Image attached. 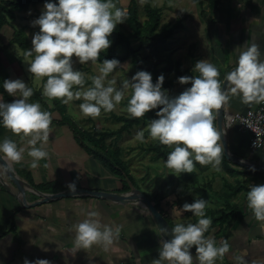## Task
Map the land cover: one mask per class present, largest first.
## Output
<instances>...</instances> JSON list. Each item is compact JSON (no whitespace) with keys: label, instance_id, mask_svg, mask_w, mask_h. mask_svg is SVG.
Segmentation results:
<instances>
[{"label":"clouds","instance_id":"obj_1","mask_svg":"<svg viewBox=\"0 0 264 264\" xmlns=\"http://www.w3.org/2000/svg\"><path fill=\"white\" fill-rule=\"evenodd\" d=\"M126 10L118 7L114 0H45L41 14L31 21L39 31L32 36V47L26 55L33 57L27 65V72L37 80L46 78L42 95L48 101L60 100L67 105L73 100L82 101L79 112L83 117L97 118L101 112L110 113L129 96L123 109L132 119H140L150 111L157 118L148 125V138L170 149L164 161L171 174L192 173L196 163L211 165L217 171L224 156L221 142L222 132L214 125L218 112L226 103V91L239 94L243 102L264 101V53L251 36L252 43L239 51L236 67L227 73L224 88L218 79L219 69L206 59L197 61L192 69L196 76H180V85H191L179 95L170 96L163 88V74L153 82L148 71H137L130 79L123 80L119 87L115 79L108 80L109 74L120 65V61L104 59L98 68V75L89 79L86 74L76 70L75 64H96L102 52L111 44V35L117 25L125 23ZM4 92L14 97L5 102L0 95V126L7 129L26 146H18L10 138L0 141V176L10 171L12 165L27 156L31 158L30 167L37 168L49 153L44 144L49 140L52 114L42 110L40 103L29 102L34 95L33 89L20 78L5 79ZM130 92V95H129ZM145 141L143 131L137 135ZM39 145V146H37ZM6 165V166H5ZM254 170V169H253ZM70 192H76V184L67 185ZM207 200L194 197L192 203H184L183 212H190L197 218L196 223H178L170 229V240L160 239L158 258L153 264H193L192 249L198 264H216L223 258L230 245L224 240L217 242L205 237L212 225L206 215ZM245 209L264 229V184H252L245 195ZM91 212L79 223L73 225L75 250H87L93 245H102L105 250L120 235L119 226L102 224ZM24 225V230H29ZM168 229H162V237ZM238 264H245L243 257H236ZM23 264H50L47 259L30 261Z\"/></svg>","mask_w":264,"mask_h":264},{"label":"crops","instance_id":"obj_2","mask_svg":"<svg viewBox=\"0 0 264 264\" xmlns=\"http://www.w3.org/2000/svg\"><path fill=\"white\" fill-rule=\"evenodd\" d=\"M208 4V11L203 14L210 40L207 55L210 63L219 71H226L227 74L236 67L239 51L252 43L251 36L256 37L255 42L264 53V0H218L213 8L210 1ZM12 76L14 79L22 76L20 79L30 83L31 77L27 75ZM226 95L227 112H245L264 107V101L243 102L241 96L233 94L230 88ZM42 110H45L43 106ZM52 117L58 119L60 115L54 112ZM5 138L15 140L18 146H26V141H20L1 126L0 141ZM227 140L233 153L264 165V148L251 151L249 131L232 125L227 128ZM44 148L49 155L39 162L37 168L30 167L31 158L27 156V148L24 159L12 165L32 186V189H24V202L18 199V185L6 182L0 176L3 180L0 178V264H23L25 258L30 261L47 259L50 264H153L154 259L158 258L159 240L162 237L150 214L139 203H121L88 194L44 198L45 195L68 190L70 183H75L76 188L91 191L123 192L140 186L129 185L125 177L113 173L88 153L68 124L52 122L49 140ZM231 166L239 173L234 177H237L236 184L242 185V189L230 198L229 204L224 202L227 194L222 190V193L214 195L208 193L209 189L201 193L193 189L196 193L193 197L186 191L181 192L183 182H172L169 184L172 186H169L165 181V186L157 193L154 187L152 189L159 196V205L174 227L178 223L187 225L197 222L196 217L182 211L178 201L192 203L194 197H201L207 200L206 209H214L217 214L233 208L238 215L226 223L222 234L215 235V228L205 234V237L213 238L217 246L224 240L230 245L229 251L222 259L218 258L216 264H238L236 257H243L245 264H264V229L245 209L247 190L252 184H264V173H245L246 168L236 164ZM165 175H169V172L162 171L161 182ZM126 186L129 188L126 189ZM163 189L165 193L161 197ZM91 212L99 215L90 218L121 229L119 237L107 250L102 245L75 250L73 225ZM24 225L30 229L25 231ZM192 253L193 264H198L195 248Z\"/></svg>","mask_w":264,"mask_h":264},{"label":"rangeland","instance_id":"obj_3","mask_svg":"<svg viewBox=\"0 0 264 264\" xmlns=\"http://www.w3.org/2000/svg\"><path fill=\"white\" fill-rule=\"evenodd\" d=\"M137 1L139 6V22L143 24L147 18L144 8L146 0ZM114 2L118 7L127 11L130 0H114ZM151 2L153 6H157L161 9L162 14L161 23L156 30V34L150 37L149 33H145L141 34V38H138L133 36L131 33V27L126 20L125 23L117 25L126 35L130 37L131 45L132 48L135 49V53H133L127 60L120 62V65L117 66L113 73L109 74L108 79L105 81L106 84L108 80L115 79L117 81L116 86L119 87L123 80L127 78L130 79L137 72L134 65V61L136 60L139 61L145 68L156 66L158 69L167 65L169 56H172L175 60L180 59L184 68H193L197 61L204 59L210 62L207 55L210 40L207 37V22L205 20V16L203 15L204 12L208 11L209 0H151ZM44 3L32 5L24 11H17L16 20L10 21L9 24L5 25L2 30L3 42L8 43L13 36L14 30L20 27H25L26 33L32 41L33 34L38 32L39 29L38 27H33L31 25V21L39 17ZM199 15L201 17H199ZM178 19H182L183 27L175 29L173 34L169 36L168 39L163 38V31L167 29L168 26L175 24ZM110 39L112 40V44L118 42L119 40L116 35H111ZM169 41H174V43L168 45L167 43ZM126 47V44H118L116 47L118 54H125ZM2 54L3 55H0V78L5 80L7 78L14 79L12 75L16 74L27 75L29 78L31 77L29 80L30 83L28 84L27 81L24 82L31 88L42 90L43 83L46 78L37 80L27 72V65L31 62L33 57L25 55L23 49L17 43L11 44ZM99 66H101V64L98 62L96 64L88 62L83 65H74L76 70L86 74L85 87L91 84V80L89 79L90 77L99 74ZM164 77L165 80H176L175 70L168 71ZM20 78H22V76ZM174 88L176 92H178L180 85L174 82ZM166 90L169 91L168 88ZM128 98L129 96H126L124 101H122L114 111L110 113H104L102 111L101 115L95 119L90 117L86 118L80 114L78 106L82 101L79 100H73L67 105L64 104V112L68 119L72 120L75 125L82 130L92 132L94 127L100 130H115L120 128L122 123L114 119L113 113L117 115H127L123 109L126 107ZM151 119L152 117L149 116L147 123L132 127L130 131L124 132L121 138H105V149H98L106 155H111L108 153V149L116 151L119 158L125 163L126 171L133 176V179L135 180L134 184L140 186V188L144 190L150 198L155 195L154 192L156 191L157 193V191L164 186L163 184L165 181L168 180L169 175H165L163 179L164 181H160L162 171H168L171 173V170L167 169L164 165L165 159H155L153 151H146V148L149 145L156 142L148 138V125ZM140 131L144 132V142L137 139V135ZM198 169L199 184L203 185L206 183V179H210L211 177L213 178L211 189L205 187V189H209L210 192L208 193L210 194L216 195L218 193H222V191L227 194L229 187L228 185L225 186L226 181L231 184H236L237 177L235 178L227 173L222 163L219 166V171L211 165H208V167L204 170L200 168ZM141 176H143L142 179L140 178ZM2 177L6 182L11 181L15 183L6 174ZM125 178L127 183L132 185L127 177ZM152 187H154L155 191ZM180 190L184 193L185 191L188 194L190 193L192 197L196 194L190 182H183L180 185Z\"/></svg>","mask_w":264,"mask_h":264},{"label":"trees","instance_id":"obj_4","mask_svg":"<svg viewBox=\"0 0 264 264\" xmlns=\"http://www.w3.org/2000/svg\"><path fill=\"white\" fill-rule=\"evenodd\" d=\"M211 8L215 7L218 4V0H209ZM45 0H0V53H3L8 49V47L13 44L17 43L24 51V54L26 55L27 49L31 48V40L29 39L25 27H20L14 30L13 36L10 39L8 43H4L2 40V30L5 27V25L9 24L10 21H14L17 18V11H24L27 10L32 5H37L39 3H44ZM144 8L146 11L147 18L145 19L144 23L141 24L139 22V6L137 0H130L128 8H127V15H126V21L131 27V33L133 36H136L138 38H141V34L149 33L150 37L154 36L156 34V30L159 27L162 19L161 9L157 6H153L151 0H146L144 3ZM183 22L182 19H178L175 24L168 26L167 29L163 31V38L168 39L169 36H171L175 29L182 28ZM112 35L118 36L119 40L118 42L111 44V46L101 53L98 63L101 64V62L104 59H117L120 62H123L127 60L133 53H135V49L132 48L130 37L126 35L123 30L120 27H116L115 31ZM174 43V41H169L167 44L170 45ZM118 44H126V53L123 55L118 54L116 47ZM195 60V58H194ZM135 69L136 71H148L153 74V82L155 83L156 78L163 74H167L168 71L175 70V76L176 80H164L163 88L166 90L169 89L168 93L170 96H176L179 95L182 91H184L185 88L190 87L191 85H180L177 82V78L180 76H196L198 75L197 72L193 68H184L182 66V62L180 59L175 60L172 56L168 57L167 65H165L162 68H157L156 66L145 68L143 67L139 61H134ZM226 71H220V76L218 79L221 82H223V79L225 77ZM3 79L0 78V93L3 95L5 102H12L14 100L13 97H10L7 95L6 92H4L2 87ZM89 82V81H87ZM174 82L180 85L179 91L176 92L174 88ZM34 95L30 98V102H40L41 105L44 107V109L51 114L54 112L59 113L60 118L56 119L52 117V122L57 124H68L70 127L74 129L76 134L78 135L79 139L82 142L83 147L85 150L93 154L97 159H99L104 166H106L108 169H110L113 173L120 175L122 177H127V179L134 184L135 180L133 179V176H131L126 171V165L125 163L119 158V155L116 151H112L108 149V153L111 155H106L101 150L98 149H105L104 143L105 138L107 137H115V138H121L123 136V133L126 131H130V129L136 125H141L147 123V120L149 116L152 117V119L157 118L155 116V111H150L145 114V117L140 119H132L128 115L124 114H114L113 117L117 121L121 122L122 125L120 128L115 130H100L96 127L93 128L92 132H88L85 130H82L78 128V126L75 125V123L72 120H69L67 115L65 114V106L60 100H47L46 97H44L41 93L42 90H33ZM214 125L216 126V121H214ZM1 127V126H0ZM147 151H153V156L155 159H166L168 152L170 151L169 148L166 146H163L159 144L158 141H156L154 144L149 145L147 148ZM221 163L223 167L225 168L226 172L229 173L232 176H236L239 173L233 169L231 166L232 164L235 165L233 162L228 160L225 155L222 154V160ZM208 167V165H200L199 163H196L195 169L192 173H181L179 176L173 175L169 173L168 180H166V185H169L172 182H190L192 185V188L197 192H203L205 190V187H208L211 189L212 187V180L206 179L205 184H199L198 180V168L204 170ZM245 173H254L257 174V171L246 169ZM228 185V192L226 199L224 202H227L229 204L230 198L234 196L237 192H239L242 189V185L238 186L237 184L233 185L226 181L225 186ZM165 186V185H164ZM28 189H32L31 186L27 185ZM129 188V186H126V189ZM164 189L160 193V196H164ZM152 200L155 202L157 208L163 212L159 205V196L156 195L154 197H151ZM186 202L178 201V204L182 206ZM188 203V202H187ZM226 203V204H227ZM164 213V212H163ZM188 215H192L190 212H186ZM206 215L210 216L212 220V225L209 228V233L213 228L216 229L215 235L222 234L223 228L226 226V223H228L232 218L238 215V213L235 214V210L229 209V210H223L220 214H217V211L214 209H206ZM169 219V218H168ZM195 221H197V218H195ZM171 222V221H170ZM172 223V222H171ZM205 233V234H207Z\"/></svg>","mask_w":264,"mask_h":264},{"label":"water","instance_id":"obj_5","mask_svg":"<svg viewBox=\"0 0 264 264\" xmlns=\"http://www.w3.org/2000/svg\"><path fill=\"white\" fill-rule=\"evenodd\" d=\"M235 67L230 69L232 71ZM229 71V72H230ZM228 72V73H229ZM227 75V74H226ZM226 76L223 79L222 82V89L224 88V81ZM226 113L227 110L225 108V104L222 107L221 110L218 112L217 120H216V127L218 130H221L222 136H221V142L224 146V155L225 157L233 162L234 164L244 167L246 169H254L255 171H260L264 173V165L254 161L249 158H245L242 156H239L235 153H233L229 147L228 140H227V124H226ZM3 161H0V164H3ZM6 166V165H5ZM8 177H10L17 185H18V199L21 202H24V189L27 187V185L31 186L26 179H24L12 166L11 170L5 173ZM2 180V177H0ZM3 181V180H2ZM32 187V186H31ZM81 194H88L95 197L103 198L106 200L111 201H117L121 203H139L141 206H143L146 211L150 214L152 219L154 220V223L162 237V229H168L167 234H165L162 239L170 240L172 238L170 234V229L174 228L168 217L165 215V213L161 212L155 202L152 200V198L149 197V195L143 191L140 188H137L133 186L131 189L123 191V192H115V191H105V190H86V189H79L76 188V192H70L69 189L56 193L51 194L48 196H44L45 200L48 198L53 197H62V196H71V195H81Z\"/></svg>","mask_w":264,"mask_h":264},{"label":"built area","instance_id":"obj_6","mask_svg":"<svg viewBox=\"0 0 264 264\" xmlns=\"http://www.w3.org/2000/svg\"><path fill=\"white\" fill-rule=\"evenodd\" d=\"M226 124L228 128L237 125L240 130L251 133L252 152L264 148V107L249 109L245 112H227Z\"/></svg>","mask_w":264,"mask_h":264}]
</instances>
